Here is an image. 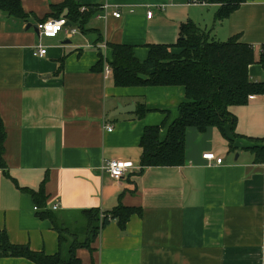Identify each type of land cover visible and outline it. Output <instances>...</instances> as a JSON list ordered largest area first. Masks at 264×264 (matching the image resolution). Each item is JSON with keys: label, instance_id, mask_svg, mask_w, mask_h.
<instances>
[{"label": "crops", "instance_id": "0c3cea01", "mask_svg": "<svg viewBox=\"0 0 264 264\" xmlns=\"http://www.w3.org/2000/svg\"><path fill=\"white\" fill-rule=\"evenodd\" d=\"M19 1L25 20L0 11V125L5 133L0 230L9 241L47 255L58 251V233L50 219L36 214L30 194L43 185L45 209L64 222L79 219L83 209L107 212L118 203L141 208L123 230L111 221L91 250L77 249L82 264H264V159L257 161L251 150L264 145V94L229 107L233 130L230 123L223 131L188 127L182 165L141 167L144 128L167 119L159 135L165 139L179 104L187 100L184 88L115 86L111 74L92 69L99 47L104 63L112 58L106 43L132 45L143 61L148 45L175 43L180 25L191 21L211 39L237 36L252 45L256 61L248 74L264 82L258 61L264 0H246L224 19L216 18L218 4L205 2L75 0L100 8L87 25L96 31L83 33L70 24L78 29L74 35L64 30L42 36V57L34 55L39 40L34 27L52 4L63 0ZM98 35L103 41L95 43ZM131 104L133 109L110 116L118 105ZM142 104L148 110L138 116ZM205 152L222 163L204 159ZM108 160L131 162L132 167L114 179L101 168ZM0 264L36 263L9 256L0 257Z\"/></svg>", "mask_w": 264, "mask_h": 264}, {"label": "trees", "instance_id": "16d2710c", "mask_svg": "<svg viewBox=\"0 0 264 264\" xmlns=\"http://www.w3.org/2000/svg\"><path fill=\"white\" fill-rule=\"evenodd\" d=\"M218 4L217 19L226 18L246 0H201ZM51 12L38 22L65 17L81 32L96 31L87 28L90 20L99 12L98 6L81 5L75 0H63L50 6ZM0 11L19 20H25L19 0H0ZM102 42L101 36L95 43ZM112 50V58L107 60L115 86H183L186 101L178 106L179 116L168 125L165 139H160V129L166 124L146 126L140 139L142 149L140 164L146 166H179L184 162V139L188 127L204 131L214 126L223 131L226 123L232 130L235 118L230 112L232 105L247 103L249 95L264 94V82L250 79L248 67L256 61L252 45L232 36L225 41L208 37L207 33L191 21L182 23L179 37L173 44L148 45V53L143 61L136 58L134 46L106 43ZM258 61L264 66V44L260 46ZM98 61L92 67L102 70L105 61L103 50L98 49ZM62 69L60 63L57 72ZM148 109L137 107L136 114L142 116ZM4 129L0 125V167H3ZM257 161L264 159V145L251 147ZM36 214L48 218L58 233V251L47 255L43 251H32L27 246L13 244L4 230H0V257H24L36 264H82L76 253L79 248L91 250V243L101 229L111 221H116L124 229L130 216L141 214V208L118 203L112 210L102 212L98 208L83 209L73 222H64L54 212L45 209L46 195L43 185L38 190H30ZM72 226V227H71ZM77 226V227H75Z\"/></svg>", "mask_w": 264, "mask_h": 264}, {"label": "built area", "instance_id": "2783aa9c", "mask_svg": "<svg viewBox=\"0 0 264 264\" xmlns=\"http://www.w3.org/2000/svg\"><path fill=\"white\" fill-rule=\"evenodd\" d=\"M189 3L196 4V3H204L201 0H189ZM102 8H107V5L102 6ZM86 6H81L80 11H84ZM114 17H120V13L118 11H114L112 13ZM151 16V13H149ZM68 21L65 17L59 18H49L43 22H37V29H38V43L34 45V55L42 57L46 54V47H44L40 40L42 36L46 37H54L61 31H67L69 35H74L78 32L76 27H72L71 25H67ZM103 72L107 76L110 74L111 69L108 63H104L103 65ZM254 95H249V98H253ZM108 131L112 130V126H107L106 128ZM202 157L209 162L215 161L217 164H221L223 159L220 157H216L213 152H205L202 154ZM132 167L131 162L121 161V160H108L104 162L102 165V170H104L110 177L114 179H120L126 170ZM58 205L54 204L53 209H57Z\"/></svg>", "mask_w": 264, "mask_h": 264}, {"label": "water", "instance_id": "95a60500", "mask_svg": "<svg viewBox=\"0 0 264 264\" xmlns=\"http://www.w3.org/2000/svg\"><path fill=\"white\" fill-rule=\"evenodd\" d=\"M67 25L70 26V22H68ZM36 26H37V25H35V27H34L35 29L37 28ZM28 27H30V24L27 25V28H28ZM36 30L38 31V29H36ZM120 107H121V105H118L116 111H115L114 113H112V115H110V116L118 115V114L124 112L125 109H126V110L133 109V108H134V104H131V105H129V106L126 107V108H125V107L120 108ZM123 109H124V110H123Z\"/></svg>", "mask_w": 264, "mask_h": 264}, {"label": "rangeland", "instance_id": "374dc122", "mask_svg": "<svg viewBox=\"0 0 264 264\" xmlns=\"http://www.w3.org/2000/svg\"><path fill=\"white\" fill-rule=\"evenodd\" d=\"M93 21H94V18L90 20V23L92 24ZM68 221H72V220L69 219ZM75 227H77V226H75Z\"/></svg>", "mask_w": 264, "mask_h": 264}]
</instances>
